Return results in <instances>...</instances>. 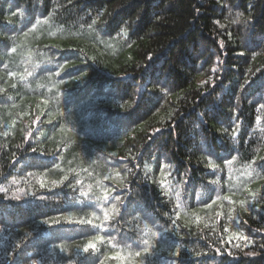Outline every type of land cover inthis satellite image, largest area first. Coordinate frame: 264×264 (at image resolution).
Here are the masks:
<instances>
[{
    "label": "trees",
    "instance_id": "obj_1",
    "mask_svg": "<svg viewBox=\"0 0 264 264\" xmlns=\"http://www.w3.org/2000/svg\"><path fill=\"white\" fill-rule=\"evenodd\" d=\"M261 37L264 0H0V264H264Z\"/></svg>",
    "mask_w": 264,
    "mask_h": 264
},
{
    "label": "snow or ice",
    "instance_id": "obj_2",
    "mask_svg": "<svg viewBox=\"0 0 264 264\" xmlns=\"http://www.w3.org/2000/svg\"><path fill=\"white\" fill-rule=\"evenodd\" d=\"M261 40L264 41V37H261ZM42 186H43V184H42ZM45 223H47V221H45ZM93 247H94L93 244H89V245H87V246L84 248V251H85V252H88L89 249H91V248H93ZM61 250H63V249H61ZM254 254H255V253H253V252H249V253H247V255H249V256L254 255ZM136 255L139 256L140 253L138 252V253H136Z\"/></svg>",
    "mask_w": 264,
    "mask_h": 264
},
{
    "label": "rangeland",
    "instance_id": "obj_3",
    "mask_svg": "<svg viewBox=\"0 0 264 264\" xmlns=\"http://www.w3.org/2000/svg\"><path fill=\"white\" fill-rule=\"evenodd\" d=\"M7 188L14 190L16 193L19 191V187L17 184H10L7 186Z\"/></svg>",
    "mask_w": 264,
    "mask_h": 264
}]
</instances>
